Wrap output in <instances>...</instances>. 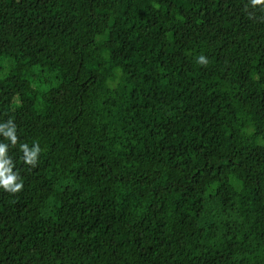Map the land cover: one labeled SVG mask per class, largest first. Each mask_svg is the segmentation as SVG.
<instances>
[{
  "label": "trees",
  "instance_id": "obj_1",
  "mask_svg": "<svg viewBox=\"0 0 264 264\" xmlns=\"http://www.w3.org/2000/svg\"><path fill=\"white\" fill-rule=\"evenodd\" d=\"M3 58L0 264H264L261 6L0 0Z\"/></svg>",
  "mask_w": 264,
  "mask_h": 264
},
{
  "label": "clouds",
  "instance_id": "obj_2",
  "mask_svg": "<svg viewBox=\"0 0 264 264\" xmlns=\"http://www.w3.org/2000/svg\"><path fill=\"white\" fill-rule=\"evenodd\" d=\"M250 4L253 8L261 6L264 10V0H250ZM198 63L202 65H207L208 60L205 56L201 55L198 57ZM10 127V130L5 133V138L11 141V144L15 146L18 141L16 135V126L12 120H9L7 123L0 125V131L5 127ZM8 145L5 143H0V188H3L5 191L16 194L22 191L24 184L23 180L19 176L18 172H14L13 168L15 167L12 158L8 155ZM20 149L23 152L22 159L27 165H31L33 168L38 164V157L41 153V148L39 143H35L32 148H29L28 144H21Z\"/></svg>",
  "mask_w": 264,
  "mask_h": 264
},
{
  "label": "rangeland",
  "instance_id": "obj_3",
  "mask_svg": "<svg viewBox=\"0 0 264 264\" xmlns=\"http://www.w3.org/2000/svg\"><path fill=\"white\" fill-rule=\"evenodd\" d=\"M7 59H9V58H3V60L1 61L2 68L0 70V75L5 74L6 72H8L9 65L12 64V61L10 59L9 60H7ZM53 84H54V81H53Z\"/></svg>",
  "mask_w": 264,
  "mask_h": 264
}]
</instances>
